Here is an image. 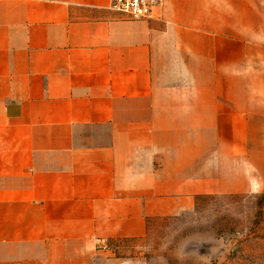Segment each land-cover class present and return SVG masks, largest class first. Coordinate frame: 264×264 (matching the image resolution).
<instances>
[{
    "label": "crops",
    "instance_id": "obj_1",
    "mask_svg": "<svg viewBox=\"0 0 264 264\" xmlns=\"http://www.w3.org/2000/svg\"><path fill=\"white\" fill-rule=\"evenodd\" d=\"M110 6L0 0V264H144L97 240L264 183V0Z\"/></svg>",
    "mask_w": 264,
    "mask_h": 264
},
{
    "label": "rangeland",
    "instance_id": "obj_2",
    "mask_svg": "<svg viewBox=\"0 0 264 264\" xmlns=\"http://www.w3.org/2000/svg\"><path fill=\"white\" fill-rule=\"evenodd\" d=\"M252 188L200 196L192 211L151 220L141 240L97 246L144 264H264V183Z\"/></svg>",
    "mask_w": 264,
    "mask_h": 264
},
{
    "label": "built area",
    "instance_id": "obj_3",
    "mask_svg": "<svg viewBox=\"0 0 264 264\" xmlns=\"http://www.w3.org/2000/svg\"><path fill=\"white\" fill-rule=\"evenodd\" d=\"M163 4V0H111V10L131 20L151 18ZM97 244L106 249L105 240H97Z\"/></svg>",
    "mask_w": 264,
    "mask_h": 264
}]
</instances>
